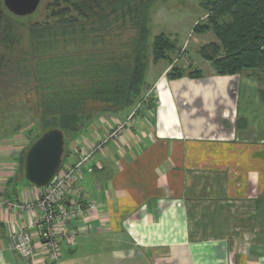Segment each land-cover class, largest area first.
Here are the masks:
<instances>
[{"label": "crops", "instance_id": "crops-1", "mask_svg": "<svg viewBox=\"0 0 264 264\" xmlns=\"http://www.w3.org/2000/svg\"><path fill=\"white\" fill-rule=\"evenodd\" d=\"M198 2L205 13L195 26L207 18L203 0ZM206 45L198 43L200 57ZM162 60L150 56L145 83L156 87V95L124 128L117 124L127 121L142 98L126 110L94 114L68 136L66 164L111 138L96 152L92 171L77 180L81 198L96 208L71 222L78 236L74 244L63 243L57 263L31 228L40 212L3 204L40 197V188L21 174L31 142L0 149V264H264L259 81L249 73L218 75L204 59L210 69H199L200 77L187 74L189 64L171 63L153 73ZM172 65L184 74L172 78ZM22 229L34 236L30 260L7 244L11 230Z\"/></svg>", "mask_w": 264, "mask_h": 264}, {"label": "trees", "instance_id": "trees-1", "mask_svg": "<svg viewBox=\"0 0 264 264\" xmlns=\"http://www.w3.org/2000/svg\"><path fill=\"white\" fill-rule=\"evenodd\" d=\"M166 1L53 0L45 8L44 19L36 20L39 9L30 17L18 18L0 0V67L2 60L5 67L13 63L2 51H24L28 40L24 54L30 85L23 95L34 106L33 126L40 131L29 147L46 131L62 130L63 165L68 136L79 133L94 114L123 111L145 98L151 88L145 83L150 56L158 62L175 50L163 34L155 37L152 50L149 47L151 8ZM203 6L207 21L198 23L193 32L211 31L217 42L204 46L201 57L211 62L218 75L249 73L259 84L264 82L257 73L264 72V0H203ZM183 74L176 67L170 72L172 78ZM187 74L202 75L200 70ZM260 96L264 103L262 89ZM92 102L107 108L92 111Z\"/></svg>", "mask_w": 264, "mask_h": 264}, {"label": "rangeland", "instance_id": "rangeland-1", "mask_svg": "<svg viewBox=\"0 0 264 264\" xmlns=\"http://www.w3.org/2000/svg\"><path fill=\"white\" fill-rule=\"evenodd\" d=\"M52 1L42 0L39 11L36 13L38 16L35 18L36 20L44 19L46 16L45 8ZM198 4V0H170L156 3L151 8L148 40L150 50H152L155 37L160 34L165 35L175 46V50L169 53V58L160 61L153 68V73H159L171 63L176 64L180 68L189 64L190 66L185 69L187 72H195L200 69L206 73L210 69L209 64L199 55L198 43H213L215 35L211 31L202 35L193 32L196 20L199 21L200 17L205 13L203 9L198 7ZM14 21L16 24L19 23L17 20ZM27 47L28 40L24 42V51ZM22 50L2 51L5 57L13 61L10 64L13 66L5 67V63H3L5 60H2V66L0 67V149L3 150L14 147L16 141L19 144L28 140L31 142L40 135V131L33 126L36 114L34 106L23 95L26 88L29 87L30 81L25 76L27 57H25ZM208 53H211L210 49ZM173 67L172 65L171 69ZM27 70L29 71V69ZM257 73L264 76V72L258 71ZM260 86L264 91V82H261ZM89 107L92 111L107 108L100 102H92Z\"/></svg>", "mask_w": 264, "mask_h": 264}, {"label": "built area", "instance_id": "built-area-1", "mask_svg": "<svg viewBox=\"0 0 264 264\" xmlns=\"http://www.w3.org/2000/svg\"><path fill=\"white\" fill-rule=\"evenodd\" d=\"M155 95L156 87L147 90L145 98L132 115L126 122L118 123L117 129L120 130L131 122L142 104ZM110 138L111 135H107L95 146L81 150L73 163L64 162L54 183L49 187L40 188L41 194L38 199L24 200L20 203L3 201V204L13 211L40 212L39 218L33 222L31 228L36 230L48 259L53 263H57L62 257L63 243L74 244L76 241L78 231L71 228V222L85 217L89 211L96 208L95 204H87L81 198L77 180L83 171H92L91 161ZM7 244L10 250L22 258L30 260L35 254L34 236L29 230H11Z\"/></svg>", "mask_w": 264, "mask_h": 264}, {"label": "water", "instance_id": "water-1", "mask_svg": "<svg viewBox=\"0 0 264 264\" xmlns=\"http://www.w3.org/2000/svg\"><path fill=\"white\" fill-rule=\"evenodd\" d=\"M42 0H3L5 9L15 17L34 15ZM65 135L60 129L43 133L27 150L24 178L38 188L49 187L56 180L65 155Z\"/></svg>", "mask_w": 264, "mask_h": 264}]
</instances>
